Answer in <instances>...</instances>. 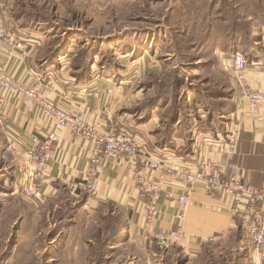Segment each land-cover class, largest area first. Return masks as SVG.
Here are the masks:
<instances>
[{
    "label": "crops",
    "instance_id": "1",
    "mask_svg": "<svg viewBox=\"0 0 264 264\" xmlns=\"http://www.w3.org/2000/svg\"><path fill=\"white\" fill-rule=\"evenodd\" d=\"M2 1L6 5L3 19L7 29L26 46L15 50L10 57L0 48V62H6L8 71L15 78L35 85L36 76L41 75L44 82L38 88L45 97L61 106H77L88 123L97 124L104 130L125 129L147 153L169 165L195 168L208 159L221 165L225 175L241 172L253 186L264 187V104L257 117L249 112L236 83V72L230 65V52L220 55V62H225L232 77L229 89L225 90L230 96L222 98L230 107L219 115L209 116L207 121L208 111L194 102L190 113L178 109L172 119H167L164 113L171 106L169 102L152 109L139 106L142 96L152 93L154 86L149 81L139 86L138 80L147 74L150 77V72L157 69V63L149 59L151 54L142 56L139 53L145 44H131L132 52L137 53L135 62L141 73L124 66L114 68L104 64L99 55L105 40L95 38L78 42L81 40L64 37L66 29L55 38L58 34L51 31L56 26L31 11L36 5H61L64 0ZM70 1L74 6L88 4L95 10L97 5L93 7L89 1L100 3L99 0ZM97 12L94 24L99 19L100 12ZM259 33L255 42L258 48L254 59L249 60L245 75L252 87L264 92V28ZM62 46L66 48L62 50ZM85 47L86 56L80 59ZM146 55L149 58L145 60ZM160 65L161 73L166 72L168 68ZM192 95L191 92L190 97ZM6 111L7 123L4 127L0 125V178L2 186H8L10 192H14L23 188L32 173L27 156L32 137L56 128L21 98H10ZM58 135L44 176L42 201L67 204L72 199L71 206L80 203L89 209L107 206L112 212L121 214L126 239L145 245L148 257L156 259L160 248L158 234L180 226L179 196L185 193L187 184L176 175L168 176L169 182L159 202V216L147 224L143 201L137 191V170L116 167L113 161H108L101 166L97 176L91 177L88 175L91 140L76 137L69 128L58 130ZM233 137L236 138L235 147L230 148L227 144ZM10 138L18 146L14 152L6 150ZM158 174L153 172L155 176ZM87 181L93 185L95 193L80 187ZM233 205L232 196H211L204 183L197 184L189 220L184 224L188 236L164 247L162 258L170 256L176 260L174 264H192L193 260L198 264H211L207 260L214 255L225 259L223 264H254L242 217L230 212ZM226 252L227 259L224 257Z\"/></svg>",
    "mask_w": 264,
    "mask_h": 264
},
{
    "label": "rangeland",
    "instance_id": "2",
    "mask_svg": "<svg viewBox=\"0 0 264 264\" xmlns=\"http://www.w3.org/2000/svg\"><path fill=\"white\" fill-rule=\"evenodd\" d=\"M99 1L100 3L89 1L93 7L97 5V10L89 8L88 4L86 7H79L74 6L70 0H64L61 5H36L31 11L56 26L51 31L58 34L55 38L66 29L64 37L80 39L78 42L95 38L105 40L99 55L104 64L114 68L124 66L127 70H139L135 62L137 53L132 52L131 44H145L139 49V53L142 56L151 54L150 58L146 55L145 60L148 57L155 61L157 69L150 72V77L147 74L145 78L138 80L139 86L148 81L154 86L152 93L142 96L139 106H147L150 100L160 97L157 99L159 104L169 102L171 105L164 113L167 119H172L178 109L190 113V108L194 102H200L199 99H202L203 110L204 104L209 103V100L214 102L213 93L229 89L232 77L225 62H220V55L240 52L251 58L249 54L252 55V52L244 50L242 45L229 51L226 49L228 44L223 40L211 50L200 44L198 30L203 23L199 18L213 0ZM257 2L218 0L215 14L223 16L227 22L213 24L212 30L217 39L224 36L222 33L228 22L233 20L232 8L236 7L244 14L245 20H251L253 24L264 22V0L256 5ZM97 11L100 12V21L98 19L94 24ZM251 12L256 15H251ZM242 23L244 26L250 25L249 21L243 20ZM135 49L138 50V47ZM147 50L149 53H146ZM159 62L168 68L166 72L161 73ZM139 71L142 72L141 69ZM205 118L208 121L209 115L206 114ZM10 190L8 186H2L0 178V264L176 262L167 255L162 258L164 247L160 244L159 250L155 248L159 254L156 259L151 260L145 245L140 246L137 242L126 239L125 221L121 214L112 212L107 206L90 209L82 207L80 203L71 206L72 199L67 204H57L34 200L25 194L23 188L15 190V193ZM68 196L65 195L66 198ZM121 232L123 237L117 241ZM224 257L228 258L227 252ZM224 260L211 255L207 261L211 264H223ZM192 264L198 263L193 260Z\"/></svg>",
    "mask_w": 264,
    "mask_h": 264
},
{
    "label": "built area",
    "instance_id": "3",
    "mask_svg": "<svg viewBox=\"0 0 264 264\" xmlns=\"http://www.w3.org/2000/svg\"><path fill=\"white\" fill-rule=\"evenodd\" d=\"M5 9L4 1L0 0V48L5 56L10 57L15 50L24 49L26 46L24 41L7 29L3 19ZM230 61L236 72L235 79L242 98L249 112L257 117L264 104V92L252 87L246 78L249 59L243 53L235 52L232 53ZM43 80L41 75H37V83L28 84L15 78L8 71L6 62H0V125L4 127L7 123L6 104L9 99L21 98L39 110L56 128L42 136L32 137V146L27 151L32 173L23 186L27 196L41 201L44 199L42 191L44 176L52 158L54 144L59 139L58 130L69 128L76 137H85L92 142L88 167V175L91 177L97 176L101 166L108 161H113L116 167L125 166L137 170V191L143 201L147 224H151L159 216V202L164 187L169 182L168 176L176 175L187 184L185 193L179 196L180 226L158 234L157 238L162 247H168L171 243L188 236L184 224L189 220L192 195L196 185L204 183L211 196L218 197L223 194L234 198L230 212L232 215L242 217L253 252L254 264H264V187L253 186L241 172L225 175L221 165L208 159L201 161L195 168L169 165L147 153L125 129L104 130L97 124L88 123L77 106H61L45 97L38 88ZM235 143L236 138L233 137L227 145L234 148ZM17 147L15 140L10 138L6 150L14 152ZM153 172L159 174L155 176ZM83 186L89 192L95 193L93 185L88 181L86 185H80Z\"/></svg>",
    "mask_w": 264,
    "mask_h": 264
},
{
    "label": "trees",
    "instance_id": "4",
    "mask_svg": "<svg viewBox=\"0 0 264 264\" xmlns=\"http://www.w3.org/2000/svg\"><path fill=\"white\" fill-rule=\"evenodd\" d=\"M260 3V0H257ZM218 0H213V2L209 3L206 6V9L204 12H201L199 21L202 24V26L200 27L199 34H200V44H202L204 47H209L211 50L214 46H216L218 44L219 41H225L226 44H228V46H226L227 50H231V49H236V48H240L242 47L244 50H250L252 52V55L249 54V56L251 58L248 57V59L250 61H252L254 59L255 56V51L258 48L256 45V41L258 40V38L260 37V33L259 31L264 27V22L262 23H254L251 20H245V16L244 14H242V12H240L239 10H237V8H232V13H233V20L230 22H228V25L224 31V33H222L224 36L222 38H218L217 36L214 34L212 27L213 24H216L218 22H227L226 19L223 16H217L219 14H215L216 10L218 8H216ZM258 2L256 5H258ZM219 12V11H218ZM251 15L255 16L256 14L254 12L250 13ZM249 14V15H250ZM187 19V18H186ZM249 21L250 25H246L244 26V24L242 23V21ZM211 43H213V45H210ZM242 45V46H241ZM211 46V47H210ZM65 46H62L61 49H65ZM218 48V47H216ZM86 50L83 49L80 53L79 58H83V56H86ZM246 53V51H244ZM250 52V53H251ZM201 55V54H200ZM202 58V57H199ZM92 59V57H91ZM200 66V64H199ZM202 66V64H201ZM197 96V95H196ZM195 96V97H196ZM213 98H214V102H210L209 103H205L204 107L207 111L209 116H213V114H217L219 115V113H221V111H225L226 108H229V102H226L224 99H222L223 97H228L230 96V92H226L225 90H218V92L213 93ZM160 97L154 98L152 100H150L147 103V106L149 109H152V107H156L157 105H159V103L157 102V99L159 100ZM197 100V99H196ZM200 102H198V104H200L202 106L203 102L202 99H199ZM164 103V102H163ZM146 106V105H145ZM209 106V107H208ZM211 106V107H210ZM214 106V108L212 107ZM177 114V112L175 113V115ZM174 115V116H175ZM123 232H121V234L118 236L117 241H120L122 239Z\"/></svg>",
    "mask_w": 264,
    "mask_h": 264
}]
</instances>
